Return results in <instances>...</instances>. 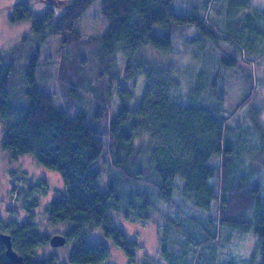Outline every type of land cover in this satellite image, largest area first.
I'll list each match as a JSON object with an SVG mask.
<instances>
[{"label":"trees","instance_id":"1","mask_svg":"<svg viewBox=\"0 0 264 264\" xmlns=\"http://www.w3.org/2000/svg\"><path fill=\"white\" fill-rule=\"evenodd\" d=\"M36 1L48 3L47 12L40 18H33L28 1H20L16 5L19 13L10 20L16 22L31 18L34 30L39 33L44 22L48 23L51 16H56L53 29L60 34L72 29L93 0L69 3L67 0ZM232 1L243 5L249 3V0ZM101 5L102 16L108 26L101 36L103 48L113 52L117 45H121L129 58L128 68L132 58L129 50L135 53L146 43L171 51L173 30L154 32L156 22L167 25L170 21L177 23L184 19L173 11L172 0H102ZM57 9H61L59 15L55 14ZM202 22H197L200 30L214 37L211 26L205 24L207 26L203 27ZM71 37H74L72 30ZM6 56H0V117L5 127L3 146L13 155H34L44 167L57 170L64 181V188L60 191L41 189L31 178H19L12 187V198L19 194L24 183L30 189L51 195L47 222L52 227L65 225L62 234L65 243L72 242L71 263L102 264L108 257L103 243L88 239L95 228L103 230L106 237L124 250L129 261H134V248H141V245L116 226L109 212L110 206L120 205L119 198L112 190L104 192L97 187L100 169L95 164L104 150V133L88 123L84 113L77 112L70 118L56 109L53 95L39 88L31 72H28L29 87L25 92L30 100L28 106H12L9 94L14 64ZM141 71L147 78L146 96L134 111L145 114L146 121H149L147 131L155 142L151 148L153 166L160 177L157 195L171 206L157 232L160 263L186 264L188 251L194 259L197 257L195 253L201 251L205 244L216 245L230 237L232 229L247 236L253 228L260 255L256 264H264V179L259 176L248 180L241 172L237 176L234 174L233 169L237 168L234 158L239 149L225 137L227 123L235 112L223 113L222 94L225 89L222 81L226 74L215 69L206 84L203 69L193 68L188 72L181 63L173 62L168 66L152 62L150 68ZM185 97L189 99L188 103L183 102ZM126 109L123 105L107 129L111 131V141L116 147L112 164L128 171L136 156L117 154L125 147L124 144H129L123 143L122 139L128 140L132 136L125 130ZM97 115L104 117L101 113ZM215 156L218 159L211 163L209 160ZM177 178L183 184H176ZM110 196L114 201H110ZM145 202L144 205L147 204ZM182 207H187L189 212L183 211ZM139 210L142 207L138 205L136 212ZM22 212L21 218H26V211ZM26 213L34 215L32 211ZM0 233L10 235L14 251L22 257L17 264H57L53 251L49 255L37 254V251L52 246L50 238L58 233H41L31 220L21 223L0 220ZM5 252L6 245L0 239V264H16ZM249 260L252 263V257Z\"/></svg>","mask_w":264,"mask_h":264},{"label":"rangeland","instance_id":"2","mask_svg":"<svg viewBox=\"0 0 264 264\" xmlns=\"http://www.w3.org/2000/svg\"><path fill=\"white\" fill-rule=\"evenodd\" d=\"M20 1L29 2L35 19L44 15L48 7L47 2L36 0H0V56L7 54L5 58L14 64L10 76L11 105L15 108L28 106L30 100L25 92L31 72L39 88L53 95L56 109L70 118L77 112L84 113L88 123L104 133V150L95 164L100 169L97 187L104 192L112 190L119 198L120 205L110 206L109 212L116 226L141 245V248H134V261H129L124 250L106 237L103 230L95 228L88 239L106 246L108 257L102 264L162 262L157 232L170 205L157 195L160 177L153 166L151 148L155 142L147 131L149 121L145 114L134 111L146 96L147 78L141 70L146 71L152 62L168 66L173 62L181 63L188 72L193 68L203 69L206 84L215 69L226 74L222 81L225 89L223 113L235 112L229 118L225 137L240 151L234 158L237 165L234 174L237 176L241 172L248 180L259 176L264 179V0H249L246 5L232 0H172L173 11L184 19L177 23L170 21L167 25L158 22L153 25L154 32L173 30L171 51L146 43L135 53L129 50L132 57L129 68V58L121 45L113 52L103 48L101 36L108 26L101 12L102 0H93L75 21L71 39V30L60 34L54 31L56 16H51L48 23L44 22L39 33L34 30L31 18L10 20L19 13L16 5ZM60 10H55V14L59 15ZM199 21L205 22H202L203 27L211 26L214 37L200 30ZM183 102L188 103L189 99L185 97ZM123 105L127 108L125 130L132 136L128 140L122 139L123 143L129 144H124L117 154L136 156L128 171L112 164L116 147L111 141L112 133L107 129ZM98 113L104 117H99ZM4 128V120L0 117V220L18 223L31 220L41 233H62L64 224L52 227L47 222L51 196L47 192L30 189L24 183L19 194L12 198L15 181L24 177L34 180L41 189L61 191L64 188L61 174L41 165L32 154L13 155L5 149ZM216 159L217 156L209 161L215 163ZM133 174L140 178H134ZM175 182L183 184L179 178ZM110 201H114V197L110 196ZM138 205L142 210L137 213ZM181 209L189 212L187 207ZM22 210L32 211L34 215L25 212L26 218H21ZM256 242L253 228L247 236L232 229L230 237L216 245L205 244L195 253L194 259L188 251L185 261L186 264H256L260 260ZM71 248L72 242L59 247L48 245L39 248L37 254L49 255L53 251L57 264H73L69 261ZM250 257L252 263H249Z\"/></svg>","mask_w":264,"mask_h":264},{"label":"water","instance_id":"3","mask_svg":"<svg viewBox=\"0 0 264 264\" xmlns=\"http://www.w3.org/2000/svg\"><path fill=\"white\" fill-rule=\"evenodd\" d=\"M0 239L4 245H6V255L14 263H19L22 260V257L14 251L13 245H11V237L7 233H0ZM52 246L59 247L60 245L65 244V236L62 233L54 234L51 236L50 241Z\"/></svg>","mask_w":264,"mask_h":264}]
</instances>
